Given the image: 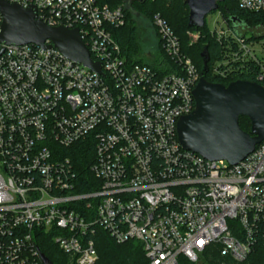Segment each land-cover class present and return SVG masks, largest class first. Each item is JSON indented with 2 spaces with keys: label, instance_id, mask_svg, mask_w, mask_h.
<instances>
[{
  "label": "built area",
  "instance_id": "obj_1",
  "mask_svg": "<svg viewBox=\"0 0 264 264\" xmlns=\"http://www.w3.org/2000/svg\"><path fill=\"white\" fill-rule=\"evenodd\" d=\"M4 1L77 29L102 75L54 47L0 44V264H42L44 238L70 264H94L96 229L138 244L147 264H197L211 246L242 264L264 248V140L235 166L182 149L176 124L194 110L200 75L163 18L152 25L175 66L167 74L122 55L112 31L126 23L124 5ZM235 1L264 15V0ZM222 27L213 26L218 37ZM253 29L261 33L234 37L222 62L255 65L264 88V26ZM78 145L92 149L83 180L65 152Z\"/></svg>",
  "mask_w": 264,
  "mask_h": 264
},
{
  "label": "water",
  "instance_id": "obj_2",
  "mask_svg": "<svg viewBox=\"0 0 264 264\" xmlns=\"http://www.w3.org/2000/svg\"><path fill=\"white\" fill-rule=\"evenodd\" d=\"M222 1L183 0L188 8L187 26L203 28L205 17L216 11ZM35 13L34 7L21 8L0 0V44L54 47L65 58L102 75L100 64L92 61L77 29L49 27L37 20ZM230 21L234 24L237 19ZM46 41L50 44H45ZM200 58L202 69L192 91L195 107L177 121V140L183 150L207 161H225L235 166L264 140V88L246 81H233L227 86L209 83L204 79L208 62L206 48L202 49ZM241 117L249 121V132L239 128ZM40 260L42 264H52L42 254Z\"/></svg>",
  "mask_w": 264,
  "mask_h": 264
},
{
  "label": "trees",
  "instance_id": "obj_3",
  "mask_svg": "<svg viewBox=\"0 0 264 264\" xmlns=\"http://www.w3.org/2000/svg\"><path fill=\"white\" fill-rule=\"evenodd\" d=\"M124 0H98L99 4L107 5L110 8L124 5ZM135 13H140L148 19L159 15L163 18L173 34L178 39L181 53L188 57L196 68L198 74L202 69V61L200 53L203 48H206L208 62L207 73L204 79L209 83L221 84L227 86L233 81H246L250 83L257 82L258 67L252 64L240 67L237 64L234 66L225 65L222 61L227 58V45L234 46L233 38L245 35L240 33L238 26L242 25L247 28L264 26V15L251 12H245L239 9L235 0H223L218 3L216 10L217 15L223 20V30L227 31L225 36H217L215 31L204 26L201 29L189 28L187 26L188 8L183 3V0H144L141 3L129 1ZM133 3V4H132ZM125 6V5H124ZM126 10V23L123 27L112 31L113 38L119 44L122 55L129 63L149 64L152 68L159 71L161 74L173 72L175 66L164 55L159 40L157 41L158 57L152 62H144L135 58L133 49L135 39V27L128 16ZM231 18H236L237 21L232 24ZM155 31V29H154ZM191 32H198V41L190 42L188 38ZM156 33V31H155ZM157 36V34H156ZM158 39V37H157ZM248 39V38H247ZM199 42V43H198ZM216 68L219 72L228 73V79L214 74L212 69ZM239 128L242 131L249 132L250 123L246 118H239ZM75 150H66L67 156L70 157L78 167L81 174V179L87 178V159H92V149L78 145ZM90 162V161H89ZM84 187L81 188L83 190ZM94 242L97 253V260L94 264H147V260L141 247L134 242H126L117 244L112 241L109 236L100 229H96L94 234ZM40 253L44 255L52 264H70V259L67 255L58 250L56 245L48 238L42 239L38 243ZM179 264H191L183 257L178 258ZM228 264L227 259L220 257L218 248L211 246L204 251L202 264ZM242 264H264V248L256 246L253 252L247 257Z\"/></svg>",
  "mask_w": 264,
  "mask_h": 264
},
{
  "label": "rangeland",
  "instance_id": "obj_4",
  "mask_svg": "<svg viewBox=\"0 0 264 264\" xmlns=\"http://www.w3.org/2000/svg\"><path fill=\"white\" fill-rule=\"evenodd\" d=\"M123 2L126 9L129 10L128 11L129 19L134 24V27L136 29L135 39L133 44V49L135 51V58L140 59L144 62H152L155 58L158 57V50H157L158 39L152 25V19H148L145 16L141 15L140 13L133 12L131 10L133 9V7L131 6V3H129V0H124ZM216 20L218 21L216 22ZM222 22H223L222 18L217 15L216 11L211 12L209 15L205 17L206 27L211 30L213 29L214 25L216 26V28H219V26L223 24ZM238 29L240 30V33L251 34V36L252 35L255 36L259 33V31L253 28L243 27L242 25L241 26L239 25ZM198 35H199L198 32H191V34H189L188 36L190 42L196 43L198 41L197 39ZM197 264H202V260ZM221 264L223 263L221 262Z\"/></svg>",
  "mask_w": 264,
  "mask_h": 264
},
{
  "label": "flooded vegetation",
  "instance_id": "obj_5",
  "mask_svg": "<svg viewBox=\"0 0 264 264\" xmlns=\"http://www.w3.org/2000/svg\"><path fill=\"white\" fill-rule=\"evenodd\" d=\"M129 1H133V0H129Z\"/></svg>",
  "mask_w": 264,
  "mask_h": 264
}]
</instances>
